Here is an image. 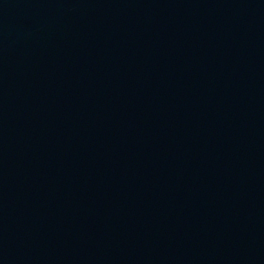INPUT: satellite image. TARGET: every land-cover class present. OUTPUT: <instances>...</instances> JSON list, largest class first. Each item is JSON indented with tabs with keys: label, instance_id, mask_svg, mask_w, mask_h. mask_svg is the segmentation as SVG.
Listing matches in <instances>:
<instances>
[{
	"label": "water",
	"instance_id": "obj_1",
	"mask_svg": "<svg viewBox=\"0 0 264 264\" xmlns=\"http://www.w3.org/2000/svg\"><path fill=\"white\" fill-rule=\"evenodd\" d=\"M0 264H264V0H0Z\"/></svg>",
	"mask_w": 264,
	"mask_h": 264
}]
</instances>
